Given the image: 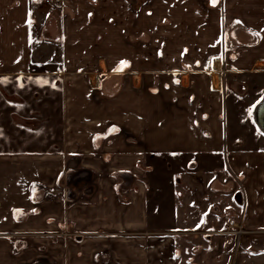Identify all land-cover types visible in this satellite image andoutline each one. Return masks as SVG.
Returning <instances> with one entry per match:
<instances>
[{
  "label": "crops",
  "instance_id": "0c3cea01",
  "mask_svg": "<svg viewBox=\"0 0 264 264\" xmlns=\"http://www.w3.org/2000/svg\"><path fill=\"white\" fill-rule=\"evenodd\" d=\"M62 1L0 0V264H190L177 182L264 231V0Z\"/></svg>",
  "mask_w": 264,
  "mask_h": 264
},
{
  "label": "rangeland",
  "instance_id": "374dc122",
  "mask_svg": "<svg viewBox=\"0 0 264 264\" xmlns=\"http://www.w3.org/2000/svg\"><path fill=\"white\" fill-rule=\"evenodd\" d=\"M149 163L151 164L148 160L142 167L145 170L143 172L145 173L144 176L136 177L134 183L124 190L122 194L120 193L123 202L131 204L132 193H134L133 187L144 183L145 177L147 179L145 182L148 185L149 196L154 193L150 183L152 180L150 176L155 178L158 174L165 171H161V165L159 168H146L145 166ZM179 166H181V169L184 168V164H179ZM204 166L199 165L196 171H193L195 167L192 169L189 167L185 171L179 169L177 174L190 175L189 179H193L191 178L192 175L194 177H199V175L206 177ZM177 183L175 191L171 193L175 200V205L172 209L177 211V218H180L181 222H184L187 226L196 227L193 231H190L189 236H182V239L179 240L183 245L182 252L184 254L187 253L188 256H194V262L190 264H264V231L242 230L241 224L232 223L233 220H237L235 216H225L231 209L237 211L236 194L232 193L227 197L224 196V198L223 196L214 194L209 188L204 187V183V186L198 191L191 183L181 182L182 185H180V182ZM123 184L124 182H122ZM93 185L91 182L82 183L80 187L82 191L81 198L85 201L95 200V196L89 194L91 189H93ZM231 187L233 188V185ZM224 188L228 190L226 186ZM121 190L118 189L117 192H121ZM226 193V191H223V194L228 195ZM171 202L172 199L170 200ZM230 218H233V220L229 221L231 220ZM224 221L226 224L224 223L220 229L219 223ZM210 225L213 226L212 229L207 228ZM185 233L187 234V232ZM185 258L184 255L183 259L186 260Z\"/></svg>",
  "mask_w": 264,
  "mask_h": 264
},
{
  "label": "water",
  "instance_id": "95a60500",
  "mask_svg": "<svg viewBox=\"0 0 264 264\" xmlns=\"http://www.w3.org/2000/svg\"><path fill=\"white\" fill-rule=\"evenodd\" d=\"M256 122L258 124V126L260 127V129L263 131L264 133V100L260 103V105L257 108L256 111ZM243 199V195L241 192H238L235 195V201L238 205H241V200ZM20 245H17V248H20Z\"/></svg>",
  "mask_w": 264,
  "mask_h": 264
},
{
  "label": "trees",
  "instance_id": "16d2710c",
  "mask_svg": "<svg viewBox=\"0 0 264 264\" xmlns=\"http://www.w3.org/2000/svg\"><path fill=\"white\" fill-rule=\"evenodd\" d=\"M215 4H218V3H215ZM117 133H119V130H117V129H111V130H109V131H107V133H105V134H103V135H100V136H97L96 138H95V147L98 149V148H100V146L102 145V143L107 139V138H109L110 136H113L114 134H117ZM233 215H235L232 211H228V214L227 215H225V216H227V217H231V216H233ZM237 218V217H236Z\"/></svg>",
  "mask_w": 264,
  "mask_h": 264
},
{
  "label": "built area",
  "instance_id": "2783aa9c",
  "mask_svg": "<svg viewBox=\"0 0 264 264\" xmlns=\"http://www.w3.org/2000/svg\"><path fill=\"white\" fill-rule=\"evenodd\" d=\"M45 4L53 8L59 9L62 7L63 1L62 0H45Z\"/></svg>",
  "mask_w": 264,
  "mask_h": 264
},
{
  "label": "flooded vegetation",
  "instance_id": "af4514ba",
  "mask_svg": "<svg viewBox=\"0 0 264 264\" xmlns=\"http://www.w3.org/2000/svg\"><path fill=\"white\" fill-rule=\"evenodd\" d=\"M237 193H238V192H237ZM237 193H236V194H237Z\"/></svg>",
  "mask_w": 264,
  "mask_h": 264
}]
</instances>
